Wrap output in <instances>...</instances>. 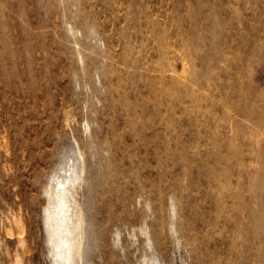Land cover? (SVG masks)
I'll return each instance as SVG.
<instances>
[{
	"label": "rangeland",
	"instance_id": "1",
	"mask_svg": "<svg viewBox=\"0 0 264 264\" xmlns=\"http://www.w3.org/2000/svg\"><path fill=\"white\" fill-rule=\"evenodd\" d=\"M66 156L81 264H264V0H0V264Z\"/></svg>",
	"mask_w": 264,
	"mask_h": 264
},
{
	"label": "bare ground",
	"instance_id": "2",
	"mask_svg": "<svg viewBox=\"0 0 264 264\" xmlns=\"http://www.w3.org/2000/svg\"><path fill=\"white\" fill-rule=\"evenodd\" d=\"M81 170L77 158L66 156L47 186L43 228L53 264H81V210L72 193Z\"/></svg>",
	"mask_w": 264,
	"mask_h": 264
}]
</instances>
